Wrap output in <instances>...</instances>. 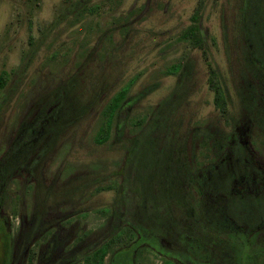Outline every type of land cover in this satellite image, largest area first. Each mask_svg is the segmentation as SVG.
Segmentation results:
<instances>
[{"label":"rangeland","instance_id":"374dc122","mask_svg":"<svg viewBox=\"0 0 264 264\" xmlns=\"http://www.w3.org/2000/svg\"><path fill=\"white\" fill-rule=\"evenodd\" d=\"M258 1L243 0L247 15L240 20V0H0V74L6 78L0 87V156L20 120L57 85L69 86L71 104L63 126L51 140L47 134L50 142L30 172L15 173L0 185V264H28V259L30 264H84L83 246L106 236L115 221L110 208L120 210L119 188L95 191V185L118 184L122 171L128 176L129 169L125 208H138L134 205L145 197L147 212L153 198L165 196L172 138L187 143L194 126L233 132L236 123L245 140L239 115L250 95L245 98L238 91L248 61L242 57L238 33L243 28L253 35L255 52L264 51L258 41L264 38V27H256L253 21L261 15ZM196 9L203 45L179 36ZM184 59L191 65L189 75L174 100L171 97L174 106L164 124L145 123V117L157 105L163 106V99L176 89L179 70L174 65ZM209 65L218 69L225 90L227 121L213 101ZM127 80H131L128 96L133 101L121 109V126L116 131L112 127L105 141H95L101 108ZM253 123L250 128L256 132ZM253 132L248 133V141L261 157L264 129ZM134 133L136 160L131 156L127 167L123 161ZM220 166L218 161H202L196 171L201 176L198 183L211 189L206 175H213ZM134 169L142 196L130 189L137 185ZM260 181L251 187L233 182L238 195H259V211L250 212L252 202L247 199L249 221L239 218L241 213L233 207V225L222 226L241 233L248 242H264V226L258 236L249 226L264 220V181ZM206 193L204 198L212 201ZM225 234L230 240L236 235L233 231ZM146 247L135 264H161L163 255L153 246ZM253 247H248V253ZM108 262L109 253L104 256V264Z\"/></svg>","mask_w":264,"mask_h":264},{"label":"trees","instance_id":"16d2710c","mask_svg":"<svg viewBox=\"0 0 264 264\" xmlns=\"http://www.w3.org/2000/svg\"><path fill=\"white\" fill-rule=\"evenodd\" d=\"M257 4L261 15L259 19L253 21L256 27L259 24L264 27V0H259ZM238 11L240 20L243 17L246 18L243 0H240ZM193 18L190 24L182 28L179 36L188 38L191 44L203 45L204 35L200 28L198 9L194 12ZM238 36L242 57L248 61V68L244 70L245 74L241 77L238 91L239 95L245 94V98L250 95L248 96L250 97L249 102L240 106L239 122L242 132H245V140L240 136L236 123H233V132L204 129L201 125L194 126L193 133L190 134L191 138L189 137L190 140L187 143L172 138V144L168 149L170 173L165 183V196L161 194L153 198L147 212L144 209L146 207L145 197L139 202L142 205L138 203L134 205L138 208H133L130 211L125 208L127 204L123 196L129 191L125 187V180L131 173L129 169L126 173L128 176H124L125 173L122 171L123 177L118 184L112 182L95 185V191L110 187L119 188L118 190L121 192L120 210L117 212L114 207L110 208V216L115 221L110 223V230L106 236L98 242H91L83 246L81 256L85 259L84 264H104V256L107 253H109V264H135L138 255L148 245L153 246L163 255L161 264H176V261L180 264H264V242L259 239L256 242H248L244 235L237 233L234 229H222L224 225H233L231 222L235 216L232 213L233 207H236L238 213H241L239 218L243 217L244 221H249L246 217L249 213L246 215V205L244 204L247 199L252 202L250 212L259 211V195L249 196L251 192H243L238 195L233 182L237 180L241 182V186L251 187L250 184L260 181L264 174V165L261 164L263 166L259 167V159H264V149L259 151L261 157H258L248 141V133L253 132V128H250L253 122L257 124L255 127L257 130L253 134H258L259 129H264V51L261 54L255 52L257 48L253 35H247L243 28ZM258 41L264 46V38H258ZM244 65L246 66L245 62ZM257 66L260 67V70ZM177 67L179 80H177L176 89L163 99V106L157 105L151 115L149 113L145 117L147 118L145 123L153 122V120L155 125L163 123L168 112L174 106L173 96L178 93V87H183L191 65L188 59H184L174 65V68ZM131 80H127L116 89L101 108L103 117L94 133L95 141H105L109 137L112 127L116 131L121 126L119 121L121 109L133 101L128 96ZM207 80L213 89L214 104L227 121V99L218 69L209 65ZM5 82L6 78L0 74V87H3ZM68 90V85H57L20 120L9 144L0 156L1 186L5 185L15 173L22 170L30 172V166L44 152L46 144L50 142L46 139L47 134L52 135L49 137L51 140L56 131L63 126L71 108ZM140 119H137L136 122ZM135 133L127 145L123 161L124 166L127 164V167L132 162L131 156H135L133 154ZM229 139L233 140L230 146ZM224 154H227L226 159L223 157ZM134 160L136 159L133 157ZM202 161H207L209 164L213 161L222 163V166L218 167V171H214L213 175H206V179H210L211 182L209 190L205 189L204 184L198 183V178L201 176L197 175L196 171ZM136 173L137 171L134 169L132 174H134L138 187L133 185L134 188L130 187V189L137 191L142 196L143 190L139 186ZM158 186L160 188L161 184L158 183ZM205 193L206 197L211 195L212 201L204 198ZM220 214L222 215L220 216ZM163 218H166V221ZM249 226L251 227L250 231L256 229L253 234L258 236L261 230L260 226H264V220H262V224L251 226L249 223ZM227 231L236 233L234 239L228 238L229 236L225 234ZM250 246L255 247L251 248V252L248 253ZM79 253L80 251L76 253V256ZM260 258H263L262 262H260ZM28 264H30V259H28Z\"/></svg>","mask_w":264,"mask_h":264},{"label":"flooded vegetation","instance_id":"af4514ba","mask_svg":"<svg viewBox=\"0 0 264 264\" xmlns=\"http://www.w3.org/2000/svg\"><path fill=\"white\" fill-rule=\"evenodd\" d=\"M264 158V157H263ZM261 164H263L264 165V159H259V167H261V166H263V165H261ZM264 181V179H262L261 181H260V183L261 182H263Z\"/></svg>","mask_w":264,"mask_h":264}]
</instances>
